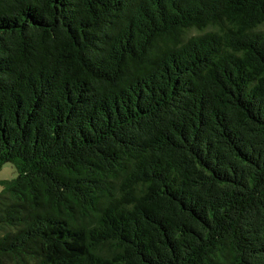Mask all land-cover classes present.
<instances>
[{
	"label": "trees",
	"instance_id": "trees-1",
	"mask_svg": "<svg viewBox=\"0 0 264 264\" xmlns=\"http://www.w3.org/2000/svg\"><path fill=\"white\" fill-rule=\"evenodd\" d=\"M0 264H264V0H0Z\"/></svg>",
	"mask_w": 264,
	"mask_h": 264
},
{
	"label": "rangeland",
	"instance_id": "rangeland-1",
	"mask_svg": "<svg viewBox=\"0 0 264 264\" xmlns=\"http://www.w3.org/2000/svg\"><path fill=\"white\" fill-rule=\"evenodd\" d=\"M17 176L16 171L11 164H4L0 170V181H9L15 179ZM2 185L0 184V194L2 192Z\"/></svg>",
	"mask_w": 264,
	"mask_h": 264
}]
</instances>
